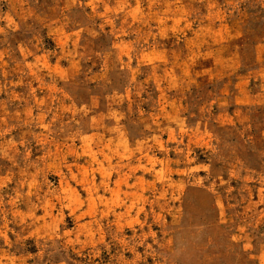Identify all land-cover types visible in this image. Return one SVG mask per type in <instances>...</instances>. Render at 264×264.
Returning a JSON list of instances; mask_svg holds the SVG:
<instances>
[{
  "label": "rangeland",
  "instance_id": "374dc122",
  "mask_svg": "<svg viewBox=\"0 0 264 264\" xmlns=\"http://www.w3.org/2000/svg\"><path fill=\"white\" fill-rule=\"evenodd\" d=\"M0 264H264V0H0Z\"/></svg>",
  "mask_w": 264,
  "mask_h": 264
}]
</instances>
